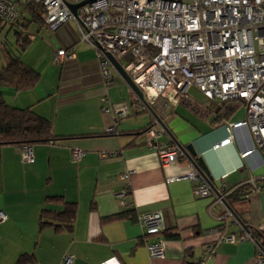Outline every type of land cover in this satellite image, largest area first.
Instances as JSON below:
<instances>
[{
  "label": "crops",
  "instance_id": "1",
  "mask_svg": "<svg viewBox=\"0 0 264 264\" xmlns=\"http://www.w3.org/2000/svg\"><path fill=\"white\" fill-rule=\"evenodd\" d=\"M66 24L57 29L61 42L52 51L73 49L75 57L55 68L49 63V51L43 72L37 63L21 59L39 74L37 84L24 92L8 87L4 93L10 94V100L0 92L7 104L47 119L55 135L70 137L56 144L31 146L30 164L21 161L22 148L0 146V211L7 217L0 223V264H16L22 254L30 255L32 264H64L66 256L73 257L72 264H198L208 245H213V253L202 264H254L255 243L241 242L238 236L243 224L264 230V166L257 156L239 159L238 152L247 146L245 133L239 131L238 141L214 151V145L228 136L224 122L210 126L214 114L208 124L193 126L196 114L159 98L151 104L154 116L123 80L114 88L112 73V85L105 89L94 51L79 42L76 25L74 31ZM103 96L111 103L125 102L122 96L128 98V115L118 122L113 135L104 133L113 117L101 112ZM190 96L207 107L215 104L195 89H190ZM147 128L163 129L153 140L156 146L192 145L214 183L226 174L223 182L229 193L250 178L256 180L260 192L232 200V216L219 220L224 209L214 195L198 198L191 181L167 180L190 172V161L184 158L161 166L156 150L148 146ZM73 149L82 152L78 162L72 161ZM125 174L128 178L123 179ZM123 189L127 191L123 201L137 215L161 213L162 237L177 236L164 237L162 259L148 257L145 244L152 239L143 235L136 221L108 220L126 210L117 200ZM53 196L61 201H45ZM64 202L74 205L71 230L57 231L55 224L62 218L40 224L42 210L61 213ZM226 235H234L235 243L220 239Z\"/></svg>",
  "mask_w": 264,
  "mask_h": 264
},
{
  "label": "built area",
  "instance_id": "2",
  "mask_svg": "<svg viewBox=\"0 0 264 264\" xmlns=\"http://www.w3.org/2000/svg\"><path fill=\"white\" fill-rule=\"evenodd\" d=\"M30 1L40 5L38 14L42 16L43 24L53 31L69 20L74 21L79 42L95 53L105 89L112 85V66L106 56L109 53L121 64L149 105L161 98L165 104L183 105L202 120H208L213 112L195 101L190 96V89L215 103L241 101L243 118L223 123L228 136L215 148L238 141L237 134L243 131L247 146L238 152L239 159L257 156L259 165L264 166V0ZM82 2L84 5L74 16L67 4ZM23 11L20 2L0 0V22L13 24L21 18ZM74 57L73 49H61L56 51L52 61L59 67L66 59ZM100 103L101 112L113 117V124L106 127L104 133L113 134L118 122L128 115V105L125 102L111 103L106 96L100 98ZM162 132V128L146 131L148 146L156 150L161 166L186 158L179 145L153 144ZM81 156L79 149L71 150L73 162H78ZM21 161L33 163L30 147H22ZM189 165L190 172L167 180L185 178L191 181L193 194L198 198L214 195L215 202L224 209L218 219L226 221L232 215L224 203L229 194L225 183L222 180L214 183L191 162ZM122 178H128V174ZM255 182L250 178L243 183L247 186L244 199L260 192L261 187ZM126 193L123 189L117 200L129 210L131 206L123 201ZM6 218L0 211V223ZM136 222L143 235L152 239L145 244L148 257L162 259L164 227L161 213L138 214ZM220 239L231 244L236 241L234 235ZM238 240L255 243L254 264H264L261 241L256 242L252 232L241 228ZM212 246L206 247L199 264L213 253ZM72 263L73 257L64 258V264Z\"/></svg>",
  "mask_w": 264,
  "mask_h": 264
},
{
  "label": "trees",
  "instance_id": "3",
  "mask_svg": "<svg viewBox=\"0 0 264 264\" xmlns=\"http://www.w3.org/2000/svg\"><path fill=\"white\" fill-rule=\"evenodd\" d=\"M20 3L24 9L23 15L13 24H9L18 26L19 28L25 30L30 22L40 21L43 23L42 16L38 14V11L40 10L39 4H35L30 0H20ZM21 33L22 32L16 33L18 36L17 42L21 40V42H19V53H22L30 43V40L22 37ZM38 80L39 74L28 67L19 56H9L5 68L0 73V84L12 88L15 92H24L32 89L37 84ZM217 105L219 107L214 111V118L210 123V126L213 127L221 124L222 122L233 119L236 117L235 115L238 109L243 107V103L236 100L217 103ZM149 106L151 107V104ZM147 130L148 128L145 129V132ZM69 139L70 137H60L55 135L51 123L44 117L35 114L29 109L15 108L7 104L0 94V146H14L22 148L25 146L31 147L37 144H56ZM261 183L264 187V180ZM246 191L247 186L242 185L237 187L225 197L224 203L229 210L232 211V200L244 196ZM45 201L52 203L59 202L61 199L57 196H53L46 197ZM63 205L65 208L61 213L51 212L45 209L42 210L39 216L40 224H51L53 220L62 218L63 223L61 222L59 225L55 224L57 231L63 227L71 230L74 221V205H67L65 202ZM136 216L137 214L132 209H129L110 217L108 220H123L129 218L136 221ZM243 226L246 227L249 232L253 233V237L256 242L261 241L260 247L264 252V230H254L244 224ZM164 237L165 239L177 238L175 234H164ZM164 237H162L163 240ZM32 263V257L26 254L20 255L16 261V264Z\"/></svg>",
  "mask_w": 264,
  "mask_h": 264
},
{
  "label": "rangeland",
  "instance_id": "4",
  "mask_svg": "<svg viewBox=\"0 0 264 264\" xmlns=\"http://www.w3.org/2000/svg\"><path fill=\"white\" fill-rule=\"evenodd\" d=\"M12 2H15L18 4L20 0H12ZM66 26H70L72 30L75 31V23L73 20H69L66 24ZM21 33L22 37H25L30 40V43L26 47V49L22 52H20V46L19 42H17L18 36L16 33ZM61 32L59 30H51L49 27L41 23L40 21H33L30 22L27 27L24 29L19 28L18 26L11 25L9 23L0 22V73L5 68L7 59L9 56H19L23 61L29 60L30 62H35L39 66H41V71H44V66L46 60L49 58V51L51 53V59L49 60V63L53 67H57L53 64L52 58L55 55L56 52L52 51V48H57L59 46L60 38H61ZM81 43V42H80ZM83 44V43H82ZM53 52V53H52ZM111 73L114 77V88H116V84H119L122 82V79L118 77L116 73H114L113 68L110 69ZM9 90L7 86H3L0 84V92H3V96L6 100H10L11 96L10 94L7 95L4 92ZM116 93L119 94L118 90L115 89ZM126 101H128L127 97H123ZM125 101V102H126ZM157 104V103H156ZM208 111L213 112L219 107L217 103L213 105H210L209 107L205 106ZM214 108V109H213ZM207 113V112H206ZM201 116V115H200ZM236 118H243L244 116V109L241 107L236 112ZM209 120V119H208ZM208 120H202L199 117L193 116L192 118V124L193 126L201 125L207 122Z\"/></svg>",
  "mask_w": 264,
  "mask_h": 264
},
{
  "label": "water",
  "instance_id": "5",
  "mask_svg": "<svg viewBox=\"0 0 264 264\" xmlns=\"http://www.w3.org/2000/svg\"><path fill=\"white\" fill-rule=\"evenodd\" d=\"M85 2L73 5V4H67V7L69 8L70 12L76 16L77 9L84 5ZM106 56L108 60L111 63L112 68L115 70V72L119 75V77L123 80V82L129 87V89L132 91V93L136 96V98L139 100V102L152 114L155 116L154 112L152 111L149 104L145 101L143 98V95L141 91L136 87V85L132 82L130 77L126 74L121 64L116 61L109 53H106ZM185 152L186 158L203 174L206 176H209L208 168L202 158V156L197 157L196 153L192 147V145H188L185 148H182ZM233 214V213H232ZM245 230H247L246 227L242 226Z\"/></svg>",
  "mask_w": 264,
  "mask_h": 264
},
{
  "label": "clouds",
  "instance_id": "6",
  "mask_svg": "<svg viewBox=\"0 0 264 264\" xmlns=\"http://www.w3.org/2000/svg\"><path fill=\"white\" fill-rule=\"evenodd\" d=\"M221 142V141H220ZM219 142V143H220ZM219 143L218 144H216V145H219ZM220 148V147H219ZM218 148H215V145H214V147H213V150L214 151H216ZM209 177V176H208ZM224 177H226V174L225 175H223V177H221V179L220 180H222L223 181V179H224ZM212 181H213V179L211 178V177H209ZM231 211V210H230Z\"/></svg>",
  "mask_w": 264,
  "mask_h": 264
},
{
  "label": "bare ground",
  "instance_id": "7",
  "mask_svg": "<svg viewBox=\"0 0 264 264\" xmlns=\"http://www.w3.org/2000/svg\"><path fill=\"white\" fill-rule=\"evenodd\" d=\"M225 147V146H224ZM221 148V147H220ZM210 181H211V179H210Z\"/></svg>",
  "mask_w": 264,
  "mask_h": 264
}]
</instances>
